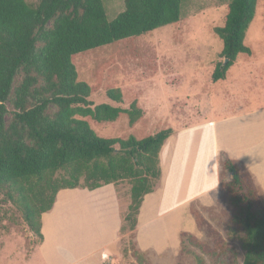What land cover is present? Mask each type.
Segmentation results:
<instances>
[{"label": "rangeland", "instance_id": "rangeland-1", "mask_svg": "<svg viewBox=\"0 0 264 264\" xmlns=\"http://www.w3.org/2000/svg\"><path fill=\"white\" fill-rule=\"evenodd\" d=\"M25 1L35 6L39 0ZM102 2L109 20L124 9V0ZM228 2L183 0L177 22L137 37L132 48L121 44L117 52L115 46H109L97 55L74 59L79 80L100 84L90 96L94 104L127 108L134 101L143 111L132 125L127 114L111 123L91 121L97 135L141 138L172 128L159 152L161 175L156 194L143 206L141 220L192 198L216 179L213 204L190 203L194 234L181 231L213 252L206 254L182 245L181 232L179 245L168 239L169 245L165 240L167 246L162 251L141 250L134 229L121 230L130 203L131 184L124 179L114 184L121 200L119 211L107 191L78 187L58 192L53 207L41 216L50 214L42 222V241L0 189V264H241L242 231L233 219L235 208L224 185L231 175L220 167L219 159L221 152L239 159L236 161L264 206V165L259 163L264 133L262 143L255 129L248 132L250 120L264 121V0H257L245 33L244 42L251 54L238 55L225 78L212 81L211 74L223 59L222 41L214 27L223 24ZM20 79L17 75L14 84ZM109 87L120 91V102L108 98ZM5 107L8 122L14 114L11 96ZM230 118L232 122H225ZM216 120L217 124L213 123ZM145 238L153 240L148 232ZM134 251L142 253L143 260L137 259Z\"/></svg>", "mask_w": 264, "mask_h": 264}, {"label": "trees", "instance_id": "trees-1", "mask_svg": "<svg viewBox=\"0 0 264 264\" xmlns=\"http://www.w3.org/2000/svg\"><path fill=\"white\" fill-rule=\"evenodd\" d=\"M182 1L124 0V9L109 20L102 0H39L35 6L0 0V189L40 241L41 216L53 207L60 190H93L124 179L131 186L121 230L135 228L143 198L154 191L161 175L159 152L172 128L141 138L97 135L91 121L111 123L127 114L132 125L143 111L134 101L127 108L94 104L90 96L100 84L79 80L74 59L109 46L117 52L121 44L132 48L137 37L177 22ZM256 3L229 0L223 24L214 27L223 59L212 81L224 79L238 55L251 54L244 38ZM17 75L21 79L15 85ZM106 95L121 101L118 89L109 87ZM10 96L14 114L7 122ZM220 154V167L231 175L224 185L235 208L233 219L242 231L241 264H264V206L241 163ZM180 235L182 245L213 252L191 234ZM133 255L143 260L139 251Z\"/></svg>", "mask_w": 264, "mask_h": 264}, {"label": "crops", "instance_id": "crops-1", "mask_svg": "<svg viewBox=\"0 0 264 264\" xmlns=\"http://www.w3.org/2000/svg\"><path fill=\"white\" fill-rule=\"evenodd\" d=\"M231 120L232 118H230V120L225 119V122L226 121L232 122ZM250 121H251L250 123L251 125H250L248 132H252V129H255L257 135L260 138V141H262L263 143V140H261V137L263 136V133H264L263 132V126H264L263 119L256 118ZM217 122L218 120L214 121L213 123L217 124ZM187 127H190V126H187ZM263 153H264V148L261 150V155L259 158L260 160L259 163L262 165H264ZM230 159L239 160V159H233V158H230ZM215 183H216V179L211 184L212 185L211 187L202 190L200 193H198L197 195H194L192 198L184 202H181L179 204H175L171 206L170 208L163 210L162 212H159L158 214H155L154 216L141 220L139 218V214L143 206L145 205L146 201L150 199L152 196H154V194L156 193L153 191V192L146 194L139 208V212L137 214V224L134 228L135 235L137 238V244L139 243L138 244L139 248L141 250H148L150 248H154L156 251H162L165 246L169 245L168 239H173L174 241H177L179 245V232L186 230L194 234L193 224L195 226V223H194L195 219L193 218V216L191 215L189 211L190 203L191 201L196 200L197 202H199V204L203 206H210L211 204H213L215 200L213 199L211 193L213 189L217 188V185ZM72 189H75V188H72ZM114 189H115V185L113 183H110V184L102 185L98 188H95L89 191L91 192L102 191V193H105V191H107V193L111 195V201H112V204H114V208L119 211L121 200L119 199V196L116 194V191ZM66 191H71V190H66ZM52 210L53 212L55 211V206ZM49 216L50 214H47V215L44 214V216L41 217V223L42 222L45 223L46 220L49 218ZM41 232H42V224H41ZM147 232H148V235L151 238H153V240L151 241L146 240L145 237H147ZM43 239H44V235H43ZM165 240L168 243L167 245H165ZM84 254H87V253L85 252L82 255Z\"/></svg>", "mask_w": 264, "mask_h": 264}, {"label": "water", "instance_id": "water-1", "mask_svg": "<svg viewBox=\"0 0 264 264\" xmlns=\"http://www.w3.org/2000/svg\"><path fill=\"white\" fill-rule=\"evenodd\" d=\"M226 61H227V59H224V60H223V64L226 63Z\"/></svg>", "mask_w": 264, "mask_h": 264}]
</instances>
